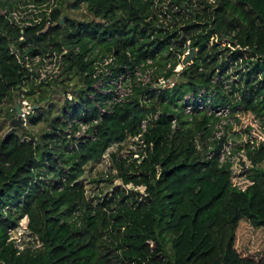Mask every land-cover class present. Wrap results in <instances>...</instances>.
Returning <instances> with one entry per match:
<instances>
[{"label": "trees", "instance_id": "1", "mask_svg": "<svg viewBox=\"0 0 264 264\" xmlns=\"http://www.w3.org/2000/svg\"><path fill=\"white\" fill-rule=\"evenodd\" d=\"M58 1L50 16L33 25L20 27L0 16V112L4 102L12 108L21 95L32 101L33 83L14 53L24 46L42 52L70 48L55 85L66 92L76 79L71 91L79 105L73 113L84 110V120L96 116L94 103L105 97L93 88L94 60L111 57L104 67L116 74L171 46L181 50L187 40L197 51L176 74L181 80L135 88L128 101L102 115L94 140L71 150L64 146L60 117L66 113L48 120L49 109L40 104L46 97H36L39 107L28 124L48 121L50 128L39 138L26 126L0 138V264H264V0H174L185 8L167 29L154 26L153 0ZM81 6L90 19L66 13ZM231 31L242 50L229 58L241 59L248 69L230 91L217 85L214 102H229L233 114L222 142L236 140L242 147L240 158L219 165L216 157L205 159L210 117L185 115L179 101L210 86L221 64L209 38ZM168 57L174 58L171 50L161 60ZM10 108L9 120L15 113ZM155 112L159 117L142 133L141 152L123 154V145L111 152L106 180L119 179L121 185L90 196L82 181L86 166L112 144L138 136L140 120ZM62 176L59 185L47 181ZM23 217L35 242L19 247L8 231Z\"/></svg>", "mask_w": 264, "mask_h": 264}, {"label": "built area", "instance_id": "2", "mask_svg": "<svg viewBox=\"0 0 264 264\" xmlns=\"http://www.w3.org/2000/svg\"><path fill=\"white\" fill-rule=\"evenodd\" d=\"M24 1L29 0H18L15 3L6 0H0V16H3L8 20L9 23L20 27L31 25L28 22L22 21V16L18 15V5L24 4ZM218 0H210V2H216ZM10 4V5H9ZM153 7L158 11L156 13L157 20L154 26L160 29L172 28L174 25V14L175 12L182 11L185 8V3L179 4L174 0H153ZM170 9V12H168ZM23 31V30H22ZM22 39V37H20ZM209 46L216 45V52L218 61L221 64L213 75L210 86H201L193 91L185 93L180 99L182 111L185 115L191 116L196 112H204L210 120L208 122V128L210 130L207 137V150L205 153V159L216 157L219 165L224 163L232 162L234 159L241 157L242 143L236 140H226L222 142L225 136L226 127L233 123V114L231 105L229 102L216 103L214 99L217 96V85H221L223 91L227 92L231 90L232 84L235 80H238L237 76L233 78L234 71L238 70L242 73L248 69L247 66L243 65L241 59L238 61H231L230 54L242 50L238 45L235 38V31L229 33H212L209 42ZM223 49L218 50L219 47ZM34 48V47H33ZM191 47L189 40L183 44V48L178 51H174L173 47H169L168 51L162 52V55L156 54L154 57L147 56L140 60L132 68L123 66L119 68L116 74H112L107 67H104L108 63H112L111 57H104L102 61L94 60L93 64L97 71L98 66H103L104 76H99L96 71L93 74V78L96 81L93 83V88L97 93L105 96L102 101L94 103V108L97 110V114L88 120H84L83 117L86 114L84 110H80L77 116L74 115L73 109L79 105V100L70 94L66 97V102L63 107V112L66 113L65 117H61V121L64 122L63 134L65 137L66 144L64 146L71 150L73 144L78 142L91 141L96 138L98 133V125L101 121L102 115L109 113L113 110L114 106L120 103L128 101L134 93L135 88H154L156 86H165L169 84L172 86L171 77H166L168 71H172L176 76L179 69L185 65L182 63L187 54L190 53ZM195 49V55L197 49ZM78 47H74L72 51L76 52ZM172 51L174 58L168 57L167 59L161 60V56H168V52ZM70 52V48H63L61 51H31L27 50V47H23L21 53H15V57L23 67V69L29 74V79L32 81L33 86H39L40 84L55 83L64 74V55ZM55 57L56 60H53ZM57 64H56V62ZM176 61L175 65H173ZM192 61V60H191ZM191 61L188 63L190 64ZM103 64V65H101ZM187 65V64H186ZM224 68L223 73H220L221 68ZM108 76V77H106ZM17 100L21 109L20 117L22 125L26 126L29 117L34 113L33 105L29 103L30 100L26 99ZM88 98L93 100V95L89 94ZM14 109V106L10 108V111ZM238 109L235 111L237 112ZM15 116V113H14ZM159 117V113H151L148 117L140 120L138 136H130V140L136 145L140 146L142 150V133L146 131L148 124L156 120ZM171 128L176 127V117H172ZM25 138V137H24ZM123 143H116V149L118 145H124ZM220 147L218 151L216 148ZM113 150V151H115ZM111 151V152H113ZM110 152V153H111ZM136 156V154H135ZM59 164V163H58ZM112 165V161L111 164ZM111 167V166H110ZM64 181V177L61 179L50 177L47 181L49 183ZM35 182V180H33ZM61 188V186H59ZM9 229L8 233L11 235Z\"/></svg>", "mask_w": 264, "mask_h": 264}, {"label": "rangeland", "instance_id": "3", "mask_svg": "<svg viewBox=\"0 0 264 264\" xmlns=\"http://www.w3.org/2000/svg\"><path fill=\"white\" fill-rule=\"evenodd\" d=\"M18 0H10V2L15 3ZM58 0H29L24 1L22 5H18V12L20 16H22V21L28 22L31 25L38 23L43 16H50V13L57 7ZM66 13L71 18L76 19H82V17L91 18L90 14L86 11V8L84 6H81L80 9L74 10V9H67ZM83 17V18H84ZM52 23H55L54 21ZM48 27V24H46L41 30H38L39 32H44ZM25 47V46H24ZM223 49V47H219L218 50ZM56 51V50H55ZM53 60H56L55 57H53ZM56 62V61H55ZM57 64V62H56ZM103 65V64H101ZM182 69V68H181ZM179 69V71L181 70ZM234 74L232 75L233 78L237 76L239 77L240 74L238 70H234ZM178 71V72H179ZM96 73L101 74L104 73V69L102 67L97 68ZM181 80L180 77L174 76L171 77L172 83L177 82ZM76 83V79H72L68 86L65 88L66 92H64L62 88V84L55 85V83L50 84H44L41 86H36L33 88V94H32V101H29V103L34 105V101L36 100V97L38 95L45 96L46 99L41 100V103L44 107V109L47 111L49 109V114H47L48 120L51 119L54 116L60 115L63 111V107L65 105L66 97L70 94L71 96H74L73 92L71 91L72 86ZM165 86L170 87L169 84H165ZM21 97H24V95H21ZM24 99V98H22ZM27 99V98H26ZM11 106L10 102H4L2 105V109L0 112V138L4 137V134L9 130V115L7 114V109H9ZM10 112V110H9ZM80 113V111H79ZM26 128L28 131H30L35 138H39V136L42 134L43 131L48 130L49 124L48 121H42L39 122L36 125H29L27 123ZM19 132L18 129L15 130V133ZM123 154L127 153H138L142 150L140 149L139 145H136L134 142L130 140V138L127 137L125 140V143L123 145ZM116 149V145L112 144L105 152V154L100 158L98 161H96L93 164H89L86 166L84 175L82 178L83 183L85 184L86 192L90 195H96V194H102V196L107 195L108 192L112 191L115 187L121 185V181L119 179H115L114 181L110 182L106 180V175L108 173V168L111 166V151ZM94 179H99V182H94ZM127 188H133L132 184L126 185ZM140 190H143L142 187H139ZM27 218L23 217L17 227H15L11 231V238L15 240V243L17 246L22 247L24 245V242L30 241L35 242V236H33L28 230H27ZM264 244V241L262 242Z\"/></svg>", "mask_w": 264, "mask_h": 264}, {"label": "water", "instance_id": "4", "mask_svg": "<svg viewBox=\"0 0 264 264\" xmlns=\"http://www.w3.org/2000/svg\"><path fill=\"white\" fill-rule=\"evenodd\" d=\"M64 16L65 15H62L60 17V20H59V24L61 25L62 22H63V19H64ZM12 50L14 51V48H12ZM195 57V49L194 48H191L190 50V53L186 55V57L184 58L183 60V64L186 65L188 64L193 58ZM161 87V86H160ZM39 107V104H34L33 105V108L36 109ZM14 110H15V116H13L10 121H9V130L4 134V137L5 136H8V135H11L14 131L15 128H19L21 130H23V125H22V120H21V117H20V113H21V109H20V106H19V102H16L14 104Z\"/></svg>", "mask_w": 264, "mask_h": 264}]
</instances>
